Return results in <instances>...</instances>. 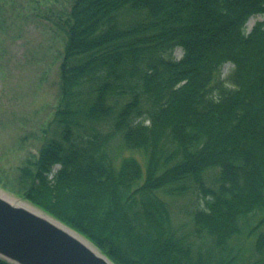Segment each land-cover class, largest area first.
Masks as SVG:
<instances>
[{
    "label": "trees",
    "instance_id": "obj_1",
    "mask_svg": "<svg viewBox=\"0 0 264 264\" xmlns=\"http://www.w3.org/2000/svg\"><path fill=\"white\" fill-rule=\"evenodd\" d=\"M16 11L53 26L56 102L0 187L117 264H264V0H0V26ZM195 190L185 231L166 196Z\"/></svg>",
    "mask_w": 264,
    "mask_h": 264
},
{
    "label": "rangeland",
    "instance_id": "obj_2",
    "mask_svg": "<svg viewBox=\"0 0 264 264\" xmlns=\"http://www.w3.org/2000/svg\"><path fill=\"white\" fill-rule=\"evenodd\" d=\"M16 13L18 18H9L17 21L16 26L9 20L4 23V27L0 26V166L10 169V172L23 164L30 152L38 153L43 125L51 118L56 102V71L55 68L49 70L53 58L51 47L58 42L57 36L51 31L53 26L40 23L37 19L29 20L18 11ZM263 19V14L250 17L247 31ZM175 54L181 57L183 49L178 47ZM233 69V63L224 64L223 76L228 77ZM93 125L102 128L98 122ZM120 145L121 140H115L112 149H121L123 155H140L139 150ZM59 166L56 164L54 168ZM166 197L171 204L175 225L185 231L193 228L191 211L205 206L203 193L195 190L186 195Z\"/></svg>",
    "mask_w": 264,
    "mask_h": 264
},
{
    "label": "water",
    "instance_id": "obj_3",
    "mask_svg": "<svg viewBox=\"0 0 264 264\" xmlns=\"http://www.w3.org/2000/svg\"><path fill=\"white\" fill-rule=\"evenodd\" d=\"M4 192L17 201L0 195V259L10 264H117L77 229L29 200Z\"/></svg>",
    "mask_w": 264,
    "mask_h": 264
},
{
    "label": "bare ground",
    "instance_id": "obj_4",
    "mask_svg": "<svg viewBox=\"0 0 264 264\" xmlns=\"http://www.w3.org/2000/svg\"><path fill=\"white\" fill-rule=\"evenodd\" d=\"M0 195H2V196H6V197L8 196V197L10 198L9 200H11V201H13V202H16V201H17L16 199L10 197V196L8 195V193H6V192H4V191H2V190H0ZM25 204H26V206H28V207H30V208H32V209L35 210L34 206H32L31 204H29V203H25Z\"/></svg>",
    "mask_w": 264,
    "mask_h": 264
}]
</instances>
